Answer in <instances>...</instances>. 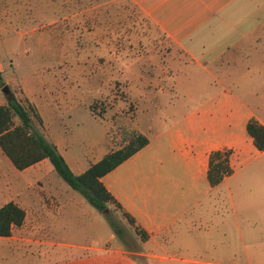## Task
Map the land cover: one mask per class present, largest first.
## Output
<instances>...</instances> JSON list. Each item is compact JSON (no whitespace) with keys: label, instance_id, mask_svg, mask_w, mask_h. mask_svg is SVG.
<instances>
[{"label":"rangeland","instance_id":"1","mask_svg":"<svg viewBox=\"0 0 264 264\" xmlns=\"http://www.w3.org/2000/svg\"><path fill=\"white\" fill-rule=\"evenodd\" d=\"M57 3L60 7L50 0H0V105L10 96L31 102L43 120L40 132L75 174L121 148L125 131L145 134L150 144L117 170L115 190L158 243L145 244L118 205L98 211L48 160L18 171L0 149V184L7 181L9 191H20L26 201L40 200L52 212L53 218H42L35 230L40 252H131L138 264L146 262L139 254L149 252L167 257L152 264H189L183 259L264 264V252H224L235 219L227 186L211 188L175 139L191 132L185 125L189 118L200 125L214 122L210 131L223 141L227 130L221 124L230 113L218 103L232 106L235 100L226 98V91L236 96V105L264 114V43L248 59L226 50L208 73L126 0ZM75 5L88 11L65 14ZM6 85L8 95L2 91ZM199 131L201 143L209 128ZM261 163L254 161L249 170ZM70 195L76 207L66 204Z\"/></svg>","mask_w":264,"mask_h":264},{"label":"crops","instance_id":"2","mask_svg":"<svg viewBox=\"0 0 264 264\" xmlns=\"http://www.w3.org/2000/svg\"><path fill=\"white\" fill-rule=\"evenodd\" d=\"M87 1L94 3L97 0ZM126 1L138 8L192 62L200 65L204 68L202 70L208 73H211V70L207 67L213 65V62L226 50L236 49L238 50L235 53L236 59H248L251 57V50L258 49L264 43V0ZM50 2L58 6L57 0H50ZM80 9L76 5L71 9L65 8V14L70 11V15L76 16L88 11V9ZM72 10L77 13L73 14ZM230 56L233 57L232 52ZM225 93L226 98L233 97L235 100L231 101L232 106L227 103L223 104L222 101L218 103L225 112L230 113V115H226L221 124V127L227 130L223 141L218 140L216 134L210 131L211 128L216 129L217 125L214 122H203L200 125L195 119L191 121L189 118L185 125L188 130H191L193 136L189 137L187 134H191V132H188L184 135L177 134L175 139L179 138L177 140L182 142V150L187 161L192 159L197 173L201 178H207L211 188H218L223 183L227 186L229 208L235 219L232 228L228 225V244L224 252H264V235L256 234L258 229L264 230V151H260L254 146L253 140L247 132V124L252 118L264 126V114L255 113L243 103L236 105V96L230 91ZM239 111L245 115L239 116L237 114ZM201 128H209V132L205 141L200 143L199 130ZM195 130H198L197 139H195ZM218 143L222 145H218ZM222 147L230 150L229 163L233 172L225 176L220 184L211 186L208 180L210 154ZM189 151L194 153L190 154ZM256 160H260L262 163L249 170ZM45 161L47 160L40 163ZM124 163L105 175L102 182L121 209L134 219L136 227L147 233L148 238L145 244H156L158 243L157 238L152 236L148 231V226L133 214L131 206L127 205L128 203L124 200L125 195L121 194L119 190H115L117 188V186L115 187V175ZM78 167L76 165V168ZM85 171H78L76 175ZM230 181L231 184H229ZM6 182L2 181L3 184H0V208L13 202L25 211L26 218L22 226L12 229L11 236H0V264H138L129 258L133 256L131 252H100L103 254L93 252L83 255L78 252H40V239H38L35 230H38L42 224V218H53V216L51 217L52 212L50 213L49 209L45 210L40 200L26 201L24 195L17 194L20 191L16 189L9 191ZM112 186L114 189L111 188ZM73 198L74 196L70 195L66 204L76 207L77 205L71 201ZM250 198H254L258 202H246ZM75 199H78L77 196ZM254 213H258L260 216H254ZM30 224L33 226L32 229L34 228L31 235L28 234L27 229ZM51 245L56 247L54 243ZM139 255L146 259V262H139V264H152L151 260H160L163 263L167 259V257L159 256L154 252L140 253ZM182 261L195 264L194 261L186 259Z\"/></svg>","mask_w":264,"mask_h":264},{"label":"trees","instance_id":"3","mask_svg":"<svg viewBox=\"0 0 264 264\" xmlns=\"http://www.w3.org/2000/svg\"><path fill=\"white\" fill-rule=\"evenodd\" d=\"M2 75L3 72L0 70V84L3 85ZM42 125L43 120L36 107L28 100L23 103L15 96H10L6 103L0 105V149L13 166L23 171L43 160H48L58 175L98 211H106L110 203L119 206L103 184L102 178L147 146L148 137L139 131H125L124 144L121 148L107 153L85 172L76 175L57 146L40 132L37 126ZM247 132L254 146L264 151V126L252 118L247 124ZM229 156V152L223 151L211 154L208 171L211 186L220 184L225 176L232 174ZM125 215L130 223L135 225L134 219L126 212ZM25 218V211L15 203L3 205L0 208V236H11L12 229L22 226ZM112 225L119 235L120 230L114 223ZM138 231L143 239L147 240V233L139 228Z\"/></svg>","mask_w":264,"mask_h":264},{"label":"water","instance_id":"4","mask_svg":"<svg viewBox=\"0 0 264 264\" xmlns=\"http://www.w3.org/2000/svg\"><path fill=\"white\" fill-rule=\"evenodd\" d=\"M2 91H3L4 94L8 95L9 94V87L7 85L4 86Z\"/></svg>","mask_w":264,"mask_h":264}]
</instances>
